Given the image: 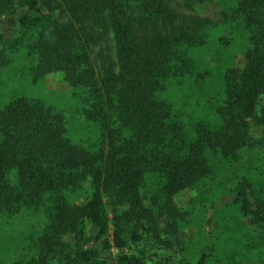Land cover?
I'll return each mask as SVG.
<instances>
[{"label":"trees","instance_id":"1","mask_svg":"<svg viewBox=\"0 0 264 264\" xmlns=\"http://www.w3.org/2000/svg\"><path fill=\"white\" fill-rule=\"evenodd\" d=\"M217 1L223 22L186 0H0V77L67 84L63 110L0 109V216L40 215L0 264H264V0ZM221 24L242 40L227 69Z\"/></svg>","mask_w":264,"mask_h":264},{"label":"rangeland","instance_id":"2","mask_svg":"<svg viewBox=\"0 0 264 264\" xmlns=\"http://www.w3.org/2000/svg\"><path fill=\"white\" fill-rule=\"evenodd\" d=\"M191 6L190 14L198 15L202 18L211 19L216 22H223L221 18L220 2L217 0L207 1L205 3L197 0H186ZM221 27L215 33V37L223 38L225 42H229L226 48L215 47L213 53L217 57V64L222 69L230 68L234 65V60L239 56L242 48V40L239 32L228 26L220 25ZM237 33H236V32ZM0 32L6 34L7 37L15 38L18 35V29L13 24L10 18L0 20ZM227 42V43H228ZM228 43V44H229ZM16 66L5 69L0 77V109L7 105L10 101L17 97H26L42 101L49 106L63 110L66 106V87L67 84L63 80H58L53 87L54 91L48 87L45 82H34L33 76L27 73L26 68L19 63ZM69 117V116H68ZM68 137L74 142H79L84 137L83 128L77 119H68ZM257 137L264 140V131L259 130ZM191 198V193L184 192L179 196V201L183 206H187V202ZM231 197H227L224 203H231ZM35 214V213H33ZM214 215V210H210L208 219L211 220ZM40 215H30L23 212L20 215L10 218L8 216H0V245H3V238L7 235L13 237L25 238L26 227L28 223H38ZM238 221V220H234ZM217 224L208 226L207 231H215ZM36 234V233H35ZM191 236V235H190ZM23 241V240H22ZM22 248H27L29 242L23 241L19 244ZM223 249L216 250L213 254V259L220 258ZM228 253V251L226 250ZM117 254V251L114 252ZM16 252L9 254V260L14 258ZM3 255L0 254V259Z\"/></svg>","mask_w":264,"mask_h":264}]
</instances>
